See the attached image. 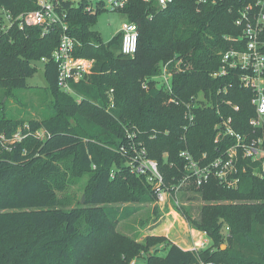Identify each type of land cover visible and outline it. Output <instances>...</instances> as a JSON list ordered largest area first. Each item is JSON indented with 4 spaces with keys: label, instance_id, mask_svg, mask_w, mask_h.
I'll use <instances>...</instances> for the list:
<instances>
[{
    "label": "trees",
    "instance_id": "obj_1",
    "mask_svg": "<svg viewBox=\"0 0 264 264\" xmlns=\"http://www.w3.org/2000/svg\"><path fill=\"white\" fill-rule=\"evenodd\" d=\"M253 1L197 6L193 0H173L163 8L155 0H126L120 12L138 28L133 56L120 53L119 32L105 41L92 29L102 11L88 12L66 1L69 33L81 43L73 54L93 60L91 72L71 84L74 93L56 83L51 54L59 28L42 34L37 26H13L0 33V133L10 135L24 123L48 133L43 140L31 133L10 150L0 145V264H129L157 245L164 255L147 252L144 261L131 264H264V177L253 172L257 165L249 159L240 161L246 169L239 171L236 188L213 176L195 188L205 201L198 217L176 207L191 227L206 232L207 247L185 250L161 236L140 244L116 230L140 210L139 204L155 201L146 179L131 172L121 155L129 133L157 161L168 183L182 174L181 150L196 158L206 154L207 161L232 144L230 137L215 141L218 110L232 117L237 131L252 133L250 92L232 75L213 78L211 73L235 45L227 37L242 33L235 21ZM0 7L16 15L36 5L35 0H0ZM167 61L172 93L156 88L153 79ZM37 62L43 63L51 111L26 121L8 115L7 99L28 87ZM228 83V92L216 93ZM199 94L213 105L198 107L188 125L184 104ZM82 175L88 176L84 203L57 207L58 192ZM131 201L136 204H118Z\"/></svg>",
    "mask_w": 264,
    "mask_h": 264
},
{
    "label": "built area",
    "instance_id": "obj_2",
    "mask_svg": "<svg viewBox=\"0 0 264 264\" xmlns=\"http://www.w3.org/2000/svg\"><path fill=\"white\" fill-rule=\"evenodd\" d=\"M75 7H83L88 12L104 10L120 11L126 0H35L36 8L29 11L11 15L0 7V33L16 26H37L42 34L59 28V41L52 51L51 59L56 64L59 89L68 93H74L72 83L81 80L92 70L93 60L75 57L73 52L80 41L72 36L68 30L66 20L65 2ZM158 7H166L173 0H155ZM195 5L215 4L219 0H193ZM242 27V33L238 37L228 36L227 39L235 43L233 47L223 52L219 68L211 73L213 78L232 75L238 85L251 94L250 104L254 109V115L248 120L252 133H241L232 125V117H224L217 111L220 121L214 125L216 139L230 137L231 145L224 149L222 155L206 161V154L194 157L188 150H181L178 157L182 161V174L174 181L168 183L161 172L157 161L148 156L147 150L141 143H135L133 133L127 135V146H121V154H126L127 166L131 172L146 179L155 195V202L159 206L173 204L169 207H178L177 194L190 187L199 188L210 177H215L219 184L226 188H236L239 181V171L246 169L240 164L241 159H249L256 163L253 168L256 175L264 177V0H254L247 3L240 11V16L235 21ZM121 34L119 51L122 55L133 56L137 49L138 28L135 23L125 21L119 30ZM41 61H45L44 58ZM170 61L160 66L159 73L153 77L156 88L172 93V71L169 69ZM146 87V85H144ZM232 83L219 87L217 94L228 92ZM111 98V97H110ZM112 101V99H111ZM175 103H178L175 101ZM233 111H238L239 106L232 104L230 100H223ZM184 118L188 125L195 122V110L198 107L212 106L211 100L199 94L185 102ZM217 106V105H216ZM185 125L184 130L188 128ZM43 140L48 133L41 128L32 130L28 123L18 126L10 135L0 133V145L10 150L16 143L22 141L29 134ZM259 169V170H258ZM175 210V208L173 209ZM176 211V210H175ZM193 246L190 250L207 247L210 243L205 231L191 229ZM196 233V234H195ZM195 235L198 238L195 240ZM204 264V263H201Z\"/></svg>",
    "mask_w": 264,
    "mask_h": 264
},
{
    "label": "rangeland",
    "instance_id": "obj_3",
    "mask_svg": "<svg viewBox=\"0 0 264 264\" xmlns=\"http://www.w3.org/2000/svg\"><path fill=\"white\" fill-rule=\"evenodd\" d=\"M125 21L127 19L122 12L104 10L96 17L92 29L106 41L119 32L122 23ZM42 67L43 63L37 62L33 76L27 79L28 87L17 90L12 97L7 99L6 112L8 115L25 119L26 121L28 119H41L51 111V99L45 91L46 83L42 75ZM156 83L157 81L154 82L155 85ZM121 155L124 157L126 154ZM73 179V182L67 183L64 190L58 192L61 204L57 207L70 208L76 205L77 201L80 204L84 203V187L88 176L82 175L81 177ZM82 197H84L83 203L81 202ZM177 198L178 207L182 206L186 208L194 218L198 217L200 208L205 203L195 188H188L181 191L177 194ZM118 204L135 205L136 203L131 201ZM172 204L171 201H168V204L162 206L156 204L155 201L139 204L141 207L140 210L128 219L120 222L116 230L119 234H123L132 241L140 244H144L148 236H161L169 239L172 243H178L182 246L186 245L191 248L193 246V236L191 233L193 227L176 210V207H169ZM174 208L176 211L173 210ZM197 239L195 235V240ZM147 252L164 255L166 251L163 250L162 245H157L149 247ZM147 252H141L140 258L132 259L129 264L138 260L144 261Z\"/></svg>",
    "mask_w": 264,
    "mask_h": 264
},
{
    "label": "crops",
    "instance_id": "obj_4",
    "mask_svg": "<svg viewBox=\"0 0 264 264\" xmlns=\"http://www.w3.org/2000/svg\"><path fill=\"white\" fill-rule=\"evenodd\" d=\"M175 211V210H174ZM178 246H180L182 249H190V247L189 246H186V245H184V246H182V245H180V244H178V243H176Z\"/></svg>",
    "mask_w": 264,
    "mask_h": 264
},
{
    "label": "water",
    "instance_id": "obj_5",
    "mask_svg": "<svg viewBox=\"0 0 264 264\" xmlns=\"http://www.w3.org/2000/svg\"><path fill=\"white\" fill-rule=\"evenodd\" d=\"M83 199H84V197H82V199H81V202H82V203H83ZM221 247L224 248L225 245L223 244V245H221Z\"/></svg>",
    "mask_w": 264,
    "mask_h": 264
}]
</instances>
